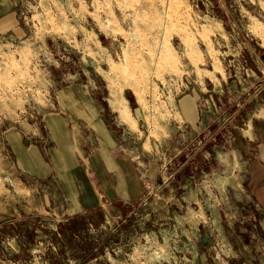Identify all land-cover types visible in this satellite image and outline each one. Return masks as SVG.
<instances>
[{
	"label": "rangeland",
	"instance_id": "rangeland-1",
	"mask_svg": "<svg viewBox=\"0 0 264 264\" xmlns=\"http://www.w3.org/2000/svg\"><path fill=\"white\" fill-rule=\"evenodd\" d=\"M87 106L148 186L79 213L16 145L49 161L57 113L95 144ZM255 130L264 0H0V264H264Z\"/></svg>",
	"mask_w": 264,
	"mask_h": 264
},
{
	"label": "crops",
	"instance_id": "crops-1",
	"mask_svg": "<svg viewBox=\"0 0 264 264\" xmlns=\"http://www.w3.org/2000/svg\"><path fill=\"white\" fill-rule=\"evenodd\" d=\"M63 93L67 95L66 90ZM86 108L88 112L79 107H72L73 110L67 112L69 114L73 112L75 120L86 119L89 122L92 134L96 135L95 144L83 141L79 145L76 139L85 138L83 128L74 131L70 128V118L57 113L50 117V129L58 141L50 153V160L45 161L35 149L21 148L17 144L24 165L33 175L57 178L71 198L72 207L79 213L90 211L105 202L140 199L147 192L148 185L147 180L140 174L135 158L110 132L102 116L100 117V114L97 116L89 106ZM83 112L87 117L81 115ZM181 114L185 117V121L192 125L199 120L196 108L182 107ZM89 116L94 120L88 121ZM260 137L257 130L253 131L251 140L256 142L258 152L256 156L246 158L244 168H247L245 177H255L250 187L263 213L264 141ZM13 138L16 141L19 137Z\"/></svg>",
	"mask_w": 264,
	"mask_h": 264
},
{
	"label": "bare ground",
	"instance_id": "bare-ground-1",
	"mask_svg": "<svg viewBox=\"0 0 264 264\" xmlns=\"http://www.w3.org/2000/svg\"><path fill=\"white\" fill-rule=\"evenodd\" d=\"M64 154V153H63Z\"/></svg>",
	"mask_w": 264,
	"mask_h": 264
}]
</instances>
